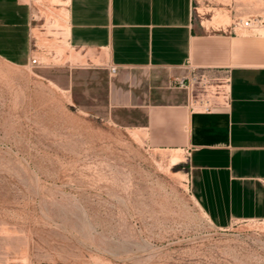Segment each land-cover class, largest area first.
<instances>
[{
    "label": "rangeland",
    "instance_id": "374dc122",
    "mask_svg": "<svg viewBox=\"0 0 264 264\" xmlns=\"http://www.w3.org/2000/svg\"><path fill=\"white\" fill-rule=\"evenodd\" d=\"M31 1L37 62L0 57V264H264V219L216 226L186 152L72 103L66 0ZM194 1L264 15V0Z\"/></svg>",
    "mask_w": 264,
    "mask_h": 264
},
{
    "label": "crops",
    "instance_id": "0c3cea01",
    "mask_svg": "<svg viewBox=\"0 0 264 264\" xmlns=\"http://www.w3.org/2000/svg\"><path fill=\"white\" fill-rule=\"evenodd\" d=\"M65 8L72 103L144 128L156 148L186 152L189 189L216 226L264 219V34L235 27L228 4L208 14L194 0ZM34 11L31 0H0V57L12 64L36 55ZM200 74L228 80L226 104L190 107V90L173 82Z\"/></svg>",
    "mask_w": 264,
    "mask_h": 264
},
{
    "label": "built area",
    "instance_id": "2783aa9c",
    "mask_svg": "<svg viewBox=\"0 0 264 264\" xmlns=\"http://www.w3.org/2000/svg\"><path fill=\"white\" fill-rule=\"evenodd\" d=\"M235 27L258 30L264 28L263 16H250L247 19L239 18L234 24ZM33 63L37 60L34 58ZM112 71H116L113 67ZM174 85L187 88L191 92L190 107L203 111L212 110L218 103L226 104L228 102V80L226 78L212 79L206 74L192 75L184 79L174 80ZM218 97V100L215 98Z\"/></svg>",
    "mask_w": 264,
    "mask_h": 264
},
{
    "label": "bare ground",
    "instance_id": "6f19581e",
    "mask_svg": "<svg viewBox=\"0 0 264 264\" xmlns=\"http://www.w3.org/2000/svg\"><path fill=\"white\" fill-rule=\"evenodd\" d=\"M38 1H44V0H38ZM54 1V0H53ZM56 1V0H55ZM61 13H62V11H61ZM62 16L64 17V18H67V12H63L62 13ZM138 136V135H137ZM174 155H176L177 157H180V159H182V157H183V154L182 153H176V154H174ZM173 159V158H172ZM174 159H178L179 160V158H174Z\"/></svg>",
    "mask_w": 264,
    "mask_h": 264
}]
</instances>
